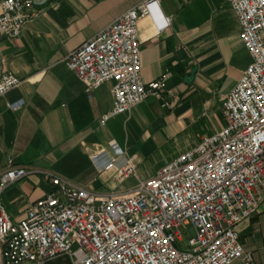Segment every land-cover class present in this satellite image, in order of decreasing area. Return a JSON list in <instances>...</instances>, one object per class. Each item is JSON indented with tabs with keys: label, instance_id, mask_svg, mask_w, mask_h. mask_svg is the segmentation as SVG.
<instances>
[{
	"label": "built area",
	"instance_id": "obj_1",
	"mask_svg": "<svg viewBox=\"0 0 264 264\" xmlns=\"http://www.w3.org/2000/svg\"><path fill=\"white\" fill-rule=\"evenodd\" d=\"M37 1L0 0V38L18 37ZM227 2L250 63L221 100L225 125L120 193L40 171L49 190L21 218L14 221L0 203V264H252L237 225L256 212L264 191V0ZM157 8V0L137 2L63 59L87 91L111 83V107L100 124L148 98L170 105L166 72L146 83L140 76L137 26ZM168 23L164 17L161 28ZM2 61L0 53V96L21 82ZM93 162L114 169L116 184L136 177L134 157L100 153ZM30 170L7 158L0 195Z\"/></svg>",
	"mask_w": 264,
	"mask_h": 264
},
{
	"label": "crops",
	"instance_id": "obj_2",
	"mask_svg": "<svg viewBox=\"0 0 264 264\" xmlns=\"http://www.w3.org/2000/svg\"><path fill=\"white\" fill-rule=\"evenodd\" d=\"M139 1L38 0L36 16L21 34L0 38L2 68L21 81L0 96V171L7 158L33 169L0 195L14 221L48 192L40 171L99 193H120L133 176L116 184L114 169L98 170L95 155L134 157L137 180L142 160L159 146L172 144L174 156L192 147L187 139L225 125L221 100L250 63L227 0H157L153 17L140 19L137 26L140 76L146 83L166 72L170 105L148 98L99 123L111 107V83L87 91L63 59ZM164 17L169 23L161 28ZM237 230L252 264H264V191L256 212Z\"/></svg>",
	"mask_w": 264,
	"mask_h": 264
},
{
	"label": "rangeland",
	"instance_id": "obj_3",
	"mask_svg": "<svg viewBox=\"0 0 264 264\" xmlns=\"http://www.w3.org/2000/svg\"><path fill=\"white\" fill-rule=\"evenodd\" d=\"M218 117L221 118L220 113H218ZM187 140H189V142L193 141L190 144L193 146L199 140V138ZM175 150L176 148L172 144L165 143L164 145L159 146L149 155H146L138 167V179H144L154 174L159 166L162 165V163L168 161L171 156L175 154ZM136 181L137 180L135 177H130L122 186H120V188H132L136 184ZM185 234H192V229L188 228Z\"/></svg>",
	"mask_w": 264,
	"mask_h": 264
},
{
	"label": "trees",
	"instance_id": "obj_4",
	"mask_svg": "<svg viewBox=\"0 0 264 264\" xmlns=\"http://www.w3.org/2000/svg\"><path fill=\"white\" fill-rule=\"evenodd\" d=\"M44 264H69L67 260L65 259H55V260H52V261H48Z\"/></svg>",
	"mask_w": 264,
	"mask_h": 264
},
{
	"label": "water",
	"instance_id": "obj_5",
	"mask_svg": "<svg viewBox=\"0 0 264 264\" xmlns=\"http://www.w3.org/2000/svg\"><path fill=\"white\" fill-rule=\"evenodd\" d=\"M192 76H193V71L191 75L184 77V81L189 82L192 79Z\"/></svg>",
	"mask_w": 264,
	"mask_h": 264
}]
</instances>
